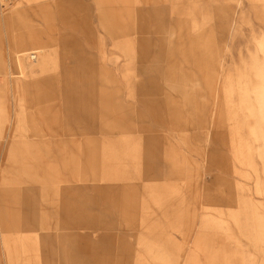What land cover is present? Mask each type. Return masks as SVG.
Instances as JSON below:
<instances>
[{
	"label": "rangeland",
	"instance_id": "374dc122",
	"mask_svg": "<svg viewBox=\"0 0 264 264\" xmlns=\"http://www.w3.org/2000/svg\"><path fill=\"white\" fill-rule=\"evenodd\" d=\"M0 264H264V0H1Z\"/></svg>",
	"mask_w": 264,
	"mask_h": 264
},
{
	"label": "crops",
	"instance_id": "0c3cea01",
	"mask_svg": "<svg viewBox=\"0 0 264 264\" xmlns=\"http://www.w3.org/2000/svg\"><path fill=\"white\" fill-rule=\"evenodd\" d=\"M27 51V50H26ZM24 52H22L20 55H22ZM10 74H11V77H13V72L12 71H10ZM11 84H10V86H8V87H10V89H11V91H13V93L14 92H17V93H19V88H18V86H17V84L15 83V82H10Z\"/></svg>",
	"mask_w": 264,
	"mask_h": 264
},
{
	"label": "built area",
	"instance_id": "2783aa9c",
	"mask_svg": "<svg viewBox=\"0 0 264 264\" xmlns=\"http://www.w3.org/2000/svg\"><path fill=\"white\" fill-rule=\"evenodd\" d=\"M0 1H1V0H0ZM32 58H33V59L36 58V53H34V54L32 55Z\"/></svg>",
	"mask_w": 264,
	"mask_h": 264
}]
</instances>
